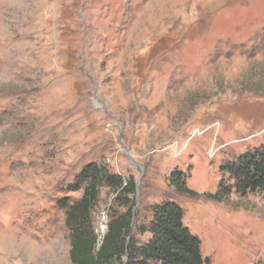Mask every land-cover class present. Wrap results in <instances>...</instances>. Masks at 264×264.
<instances>
[{
	"label": "rangeland",
	"instance_id": "rangeland-1",
	"mask_svg": "<svg viewBox=\"0 0 264 264\" xmlns=\"http://www.w3.org/2000/svg\"><path fill=\"white\" fill-rule=\"evenodd\" d=\"M260 92L264 0H0V264H72L56 202L90 161L137 178L142 215L178 201L210 264H264V192L208 197L264 146Z\"/></svg>",
	"mask_w": 264,
	"mask_h": 264
},
{
	"label": "trees",
	"instance_id": "trees-1",
	"mask_svg": "<svg viewBox=\"0 0 264 264\" xmlns=\"http://www.w3.org/2000/svg\"><path fill=\"white\" fill-rule=\"evenodd\" d=\"M220 172L223 177L216 192L208 195L217 202L226 201L233 192L239 196L264 192V146L226 161ZM186 177L181 170H174L167 180L178 193L196 196ZM67 189L81 191L76 200L64 196L56 202L64 210L70 231L72 264H210L202 255L200 238L185 224V211L178 201L165 199L149 205L141 214L134 175L124 177L102 162L90 161ZM103 191L112 195V200L107 230L99 240L93 212ZM145 234L148 238L141 240Z\"/></svg>",
	"mask_w": 264,
	"mask_h": 264
},
{
	"label": "built area",
	"instance_id": "built-area-1",
	"mask_svg": "<svg viewBox=\"0 0 264 264\" xmlns=\"http://www.w3.org/2000/svg\"><path fill=\"white\" fill-rule=\"evenodd\" d=\"M107 222H108V217L105 213H103L96 221L95 232L99 240H102L106 233Z\"/></svg>",
	"mask_w": 264,
	"mask_h": 264
}]
</instances>
